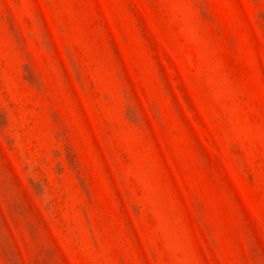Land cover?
Returning <instances> with one entry per match:
<instances>
[{
	"label": "rangeland",
	"instance_id": "obj_1",
	"mask_svg": "<svg viewBox=\"0 0 264 264\" xmlns=\"http://www.w3.org/2000/svg\"><path fill=\"white\" fill-rule=\"evenodd\" d=\"M0 264H264V0H0Z\"/></svg>",
	"mask_w": 264,
	"mask_h": 264
}]
</instances>
